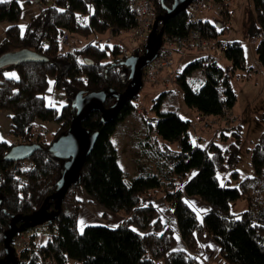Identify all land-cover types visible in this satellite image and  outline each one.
<instances>
[{
  "label": "trees",
  "instance_id": "trees-1",
  "mask_svg": "<svg viewBox=\"0 0 264 264\" xmlns=\"http://www.w3.org/2000/svg\"><path fill=\"white\" fill-rule=\"evenodd\" d=\"M30 1L40 9L31 15L22 32L17 24L21 12L19 0H0V19L10 22L0 52L9 50L7 47L11 44L48 59L43 63L23 62L0 69V110L9 111V133L20 141L12 143L0 139V172L3 173L0 178V258L4 256L2 233L11 217L29 215L55 192L62 161L50 154L48 145L68 129L74 114L75 95L78 91L88 93L100 89L122 92L129 81L128 68L121 63L126 56L121 55L118 45L111 47L109 42L99 43L93 39L81 47L65 51L60 48V36L65 32L97 36L110 29L119 35L133 26L135 17L129 10L128 0H26ZM150 1L153 11L162 15L173 0ZM252 4L256 17L254 35L259 39L254 50L256 61L263 67L264 0H252ZM228 13L220 14L222 19L217 25L209 19L192 22L184 10L159 23V27H163L164 37L200 31L205 39L222 47L221 52L232 62L234 73L246 69L241 42L217 41L227 28L224 18ZM142 44L141 52L132 54H142L145 46ZM109 51L116 56L110 62L105 60ZM207 59L203 55L186 63L185 68L177 72L175 82L186 107L197 115L221 117L225 107L231 111L237 97L229 84V75L214 59L208 62ZM7 67L15 69L16 78L5 75L3 71ZM197 69L204 78L195 88L188 82V76ZM49 76L53 78L54 89L65 92L66 103L60 109L44 101ZM166 93L169 92L163 91L158 100ZM133 101L134 98L125 103L110 123L100 122L101 115L95 111L82 122L89 133L98 135L82 166L80 183L68 189L60 214L45 224L48 231L41 233L46 235L43 242L39 243L40 233L28 234V245L15 252L19 263L45 264L50 260L66 264L70 257L76 264H156L155 261L200 264L197 253L208 237L225 264H264V129L250 150L254 173L240 179L235 168L242 140L239 125L228 129L230 143H226L227 130L221 132L218 140L204 143L194 140L190 120L182 119L175 111H157L153 123L147 121L145 138L139 141L141 149L155 159L157 173L147 171L126 180L110 137L118 122L135 111ZM113 102V98H107L104 106L109 107ZM259 120L264 124V113L259 114ZM37 121H54L58 125L54 137L46 143L39 131L41 137L36 136L39 149L29 158L32 167L15 174L6 172L11 162L4 161V155L15 144H30ZM226 171L233 179L237 178V185L219 182L218 174L224 175ZM23 174L26 181L20 184L17 177ZM159 188L163 190L167 209L175 218L178 237L171 226L163 225L159 208L142 201L148 192ZM83 191L103 210L123 212V221L117 226L88 224L80 230L77 216L82 200L76 194ZM193 197L208 207L197 213L188 203ZM238 198L245 200L248 207L236 217L230 212V202ZM48 202L51 210L54 201ZM179 240L183 246L177 245Z\"/></svg>",
  "mask_w": 264,
  "mask_h": 264
},
{
  "label": "rangeland",
  "instance_id": "rangeland-1",
  "mask_svg": "<svg viewBox=\"0 0 264 264\" xmlns=\"http://www.w3.org/2000/svg\"><path fill=\"white\" fill-rule=\"evenodd\" d=\"M21 6V12L19 15L18 26L23 32L25 27L31 18V15L38 13L40 6L35 2L26 0H19ZM226 11L221 13H211L207 12V18L214 24L218 25V21L222 19L220 14L228 13V16L224 18L226 24V30L218 36L217 41H221L223 44H227L231 41L241 42L244 56H245V70H236L232 73L231 66L232 62L227 60L219 48V45L216 46L212 41V47L210 54L212 58L220 65L224 72L229 75V84L231 85L235 95L236 101L232 107V113L230 112V119H225L224 116L221 117H207L206 125L202 122L197 123L195 121V111L192 108L186 107L183 102V97H181V89L175 83V91L166 93L165 96H162L158 100V96L164 91L161 87L156 85H151L148 82H143V86L139 94L134 98V103L136 109L133 113L123 118L122 121H119L113 131V134L110 137L112 144L116 148L118 157V162L121 168L123 169L126 180H129L139 173L151 171L157 173V163L155 159L150 156L148 153L144 152L141 149L139 143L140 140H143L146 136V126L148 123H153V118L156 117L157 111L166 112L167 110L178 112L180 117L185 120H190L192 122L193 129L192 136L197 137L200 141L207 143L212 140H218V136L223 130H227V142L232 141L230 130L228 129L233 126L241 127V142L239 145V162L236 165V170L239 171V178L242 179L247 175H253L254 170H252L251 160H250V150L255 145V143L260 138V134L264 129V124L259 120V114L264 113V66H256V52L255 45L258 42V37L254 35L256 31L255 28V14L254 6L252 0H229L225 6ZM10 22L5 19H0V45L4 42L5 31L9 26ZM65 34L68 37L65 40ZM65 34L60 37V48L62 51L70 50L72 48L81 47L87 43V41L96 39L99 40V43L109 42L108 44L112 47L113 45H118V50L120 51L121 45H125L128 48V55L132 52L139 51L143 49L144 43L135 41L133 39L125 38L122 32L114 34L110 29H108L103 34H97V36L88 35L83 36L80 34H73L70 32H65ZM210 41V40H209ZM145 45V44H144ZM9 50L0 52V56L3 53L11 51H19L17 47L12 46L11 44L7 47ZM135 55V54H134ZM205 55L202 52H196L195 50L189 51H177L175 52L174 58V68L177 72L182 71L186 63L193 61L197 57ZM119 57L121 55H118ZM106 61H112L116 56H113L111 52H107ZM258 67V68H257ZM252 68V72L249 69ZM260 71H259V70ZM263 71V72H261ZM5 75L8 77H17V72L14 68H5ZM204 75L201 74L199 69L192 71L188 76V82L190 85L198 88L199 84L202 82ZM49 85L47 91L44 95V101L48 106H52L60 109L65 102V92L54 89V81L51 76L48 77ZM9 111L0 110V139L8 140L12 143L20 142L16 137H12L9 133L10 130V117ZM36 129L42 131V136L44 137L46 143L51 141L54 137V133L58 129V125L54 121H37ZM35 129V130H36ZM204 135L205 137L203 138ZM219 182L221 184H226L228 186H235L238 184L237 178L233 179L230 174L226 171L224 175L218 174ZM229 180V182H226ZM76 196L82 200L79 207V213L77 216V225L79 228L84 227L86 223L85 220L92 223H101L104 225L113 224L115 219L120 217L124 218L123 212L112 213L106 210H103L96 202L90 201L85 191L77 193ZM197 199V198H196ZM198 200V199H197ZM89 201V202H87ZM142 201L151 202L154 206L159 208V215H161L162 223L171 226L174 234L178 237V230L176 228V221L165 204L163 190L162 188L152 190L143 196ZM199 201V200H198ZM200 202V201H199ZM188 203L192 206L197 213L201 212L198 205H195L194 201L188 199ZM203 203V202H201ZM90 204V205H89ZM206 205V208L208 205ZM248 203L245 200L238 198L236 201L230 202V212L236 217L239 216V213L246 210ZM90 211L89 218L87 219V211ZM106 211V212H105ZM105 212L104 214H102ZM123 221V220H122ZM46 239L45 234H41L39 237V243L43 242ZM208 243L211 245L213 241L209 239ZM178 246H183L181 240L178 241ZM216 251L213 249L203 252L204 258H211V264H221V259L216 254ZM213 254L216 256L213 257ZM200 258V264H207L201 259L202 254L200 251L197 253ZM46 261L45 264H56L55 262ZM156 264H162L160 261H155ZM225 264L224 262H222ZM66 264H76L75 260L72 258H67Z\"/></svg>",
  "mask_w": 264,
  "mask_h": 264
},
{
  "label": "water",
  "instance_id": "water-1",
  "mask_svg": "<svg viewBox=\"0 0 264 264\" xmlns=\"http://www.w3.org/2000/svg\"><path fill=\"white\" fill-rule=\"evenodd\" d=\"M195 0H173L170 6L165 7V13L157 15L149 35L144 44V50L140 55L131 54L121 61L128 68V84L125 90L117 92L114 89L109 91L100 89V91H89L85 93L78 91L73 98L72 108L74 114L70 118L68 129L58 135V138L48 145L50 154L61 160V174L56 182L55 192L43 200V203L37 210L29 215H13L8 227L3 231L4 256L0 258V264H20L16 258L12 242L17 234L29 227H36L51 222L60 214L63 199L72 185L80 183V173L85 163L87 155L92 151L93 144L96 141L97 133H89L82 122L86 121L90 114L100 113V122L110 123L117 116L122 106L133 100L143 86V69L158 55L163 45L164 30L159 27V23H165L173 15L183 12L185 8ZM48 59L41 54L27 48H21L19 51L3 53L0 56L1 67L11 64L19 65L27 63H43ZM113 98L114 102L109 107L104 106L105 99ZM39 144H15L4 155L3 160L14 162L30 158L31 155L39 149ZM54 201V206L49 210L48 200Z\"/></svg>",
  "mask_w": 264,
  "mask_h": 264
},
{
  "label": "built area",
  "instance_id": "built-area-1",
  "mask_svg": "<svg viewBox=\"0 0 264 264\" xmlns=\"http://www.w3.org/2000/svg\"><path fill=\"white\" fill-rule=\"evenodd\" d=\"M45 2H50L49 0H43ZM129 1V10L133 13L135 17V24L130 26V28L122 31V34L125 38H131L135 41L144 42L149 35V32L152 29L154 21L156 19V12L153 11L152 3L150 0H128ZM229 0H195L194 2L190 3L186 8L185 12L187 15L188 20L195 22V21H206L207 19V12H211L214 14L221 13L226 11V4ZM65 40H67L68 44V37L65 34ZM163 45L160 48L158 55L151 61L146 67L143 69V81L148 82L151 85H156L161 87L164 91H175V79L177 71L174 68V56L175 52L182 51L186 49L195 50L196 52L204 53L208 59L207 62L210 61L212 55L210 54V50L212 47L211 41L205 39L201 32L198 30H191L185 36L174 34L172 36H165L163 38ZM120 53L123 56L128 55V48L125 45L120 46ZM222 49V47H219ZM230 110L228 108L223 109L222 116L225 119H230ZM207 117L202 115H196L195 121L197 123L202 122L206 125ZM194 127V126H192ZM191 129L196 132L195 129ZM39 131L36 129L32 130L31 137L32 141L30 144H37L39 142ZM194 140L198 141L197 137H194ZM32 167V161L29 158L16 160L11 162V165L5 169L6 172L10 174H15L17 171H24L27 168ZM3 173L0 172V178L2 177ZM18 183L22 184L26 181V175L18 176L17 177ZM35 233H43L48 231V227L43 224L36 227H29L25 231L20 232L16 235L12 242V247H14L15 252H20L23 247H26L29 243L28 234L31 232Z\"/></svg>",
  "mask_w": 264,
  "mask_h": 264
},
{
  "label": "crops",
  "instance_id": "crops-1",
  "mask_svg": "<svg viewBox=\"0 0 264 264\" xmlns=\"http://www.w3.org/2000/svg\"><path fill=\"white\" fill-rule=\"evenodd\" d=\"M189 50H191V49H186V50H182V51H189ZM256 66H260V64L258 63V61H257V63H256ZM258 68V67H257ZM259 70V69H258ZM260 71V70H259ZM261 72H263V71H261ZM231 113H232V109H231ZM195 115H196V113H195ZM203 136V138L205 137L204 135H202ZM206 138V137H205ZM118 157H119V155H118ZM192 201H194V203H195V205H198L199 207L201 206L202 208H200L201 210V212H203L205 209H206V205H204V203H201V202H199L196 198H192L191 199ZM87 202H89V201H87ZM90 205V204H89ZM87 211V210H86ZM105 212H103L102 214H104ZM89 214H90V211H87V219L89 218L88 216H89ZM173 220H175V219H173ZM86 221V223L84 224V226L85 225H88V224H93V225H95V224H101V223H97V222H95V223H92V222H90V221H87V220H85ZM122 221V218L120 217L119 219L117 218V219H115V222L113 223V224H108L109 226H117V224L118 223H120ZM175 222V221H174ZM175 224V223H174ZM79 228V227H78ZM84 227H82V228H79L80 230L81 229H83ZM209 239L210 238H208V237H206V239H205V241L202 243V245H201V247H200V255L202 254V257H201V259L203 260V261H205V263L207 262V264H211V258L209 259V258H204V255H203V252H205V251H207V250H211V249H213L214 248V250L216 251V246H215V244L213 243V244H209L208 243V241H209ZM205 246H207L206 248H204ZM217 254V253H216ZM216 254H213V257L214 256H216ZM199 260H200V258H199ZM222 260V259H221ZM201 261V260H200ZM223 261H221V264H223L222 263Z\"/></svg>",
  "mask_w": 264,
  "mask_h": 264
}]
</instances>
